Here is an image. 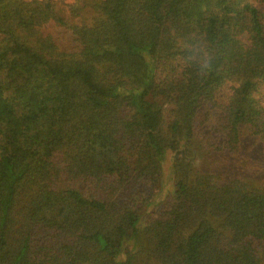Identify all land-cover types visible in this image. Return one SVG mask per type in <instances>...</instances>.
Wrapping results in <instances>:
<instances>
[{
  "label": "trees",
  "instance_id": "obj_1",
  "mask_svg": "<svg viewBox=\"0 0 264 264\" xmlns=\"http://www.w3.org/2000/svg\"><path fill=\"white\" fill-rule=\"evenodd\" d=\"M63 10L0 0V264H264V175L196 162L264 144V0Z\"/></svg>",
  "mask_w": 264,
  "mask_h": 264
},
{
  "label": "rangeland",
  "instance_id": "obj_2",
  "mask_svg": "<svg viewBox=\"0 0 264 264\" xmlns=\"http://www.w3.org/2000/svg\"><path fill=\"white\" fill-rule=\"evenodd\" d=\"M58 1L62 3L64 9L63 15L67 16L69 14V5L71 6L74 0ZM254 140V138H247L246 142L247 144H250ZM236 156L237 157H234L233 159H227V157L218 158L209 155L204 159H196V162L201 166H212L222 169L228 174L232 171H236L251 181L253 179H261V175H264V144L262 142H255L254 145L243 149ZM163 181L162 194L167 190L170 184H172L170 178H168V173Z\"/></svg>",
  "mask_w": 264,
  "mask_h": 264
}]
</instances>
